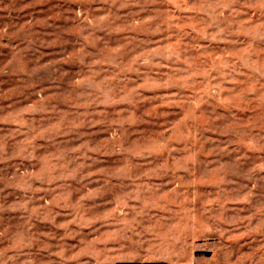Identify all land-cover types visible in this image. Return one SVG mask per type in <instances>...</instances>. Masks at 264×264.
I'll use <instances>...</instances> for the list:
<instances>
[{
  "label": "rangeland",
  "instance_id": "rangeland-1",
  "mask_svg": "<svg viewBox=\"0 0 264 264\" xmlns=\"http://www.w3.org/2000/svg\"><path fill=\"white\" fill-rule=\"evenodd\" d=\"M264 264V0H0V264Z\"/></svg>",
  "mask_w": 264,
  "mask_h": 264
},
{
  "label": "trees",
  "instance_id": "trees-1",
  "mask_svg": "<svg viewBox=\"0 0 264 264\" xmlns=\"http://www.w3.org/2000/svg\"><path fill=\"white\" fill-rule=\"evenodd\" d=\"M146 264H165V263H146Z\"/></svg>",
  "mask_w": 264,
  "mask_h": 264
}]
</instances>
